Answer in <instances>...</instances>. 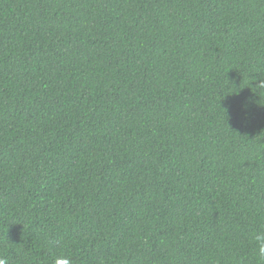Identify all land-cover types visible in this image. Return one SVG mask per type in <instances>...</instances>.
<instances>
[{"label":"trees","instance_id":"obj_1","mask_svg":"<svg viewBox=\"0 0 264 264\" xmlns=\"http://www.w3.org/2000/svg\"><path fill=\"white\" fill-rule=\"evenodd\" d=\"M264 0H0V258L264 264Z\"/></svg>","mask_w":264,"mask_h":264},{"label":"clouds","instance_id":"obj_2","mask_svg":"<svg viewBox=\"0 0 264 264\" xmlns=\"http://www.w3.org/2000/svg\"><path fill=\"white\" fill-rule=\"evenodd\" d=\"M260 87H264V82H261ZM254 239L258 246L259 255L264 257V231H258L254 234ZM0 264H8L4 258H0ZM55 264H72V261L67 256H59L55 259Z\"/></svg>","mask_w":264,"mask_h":264}]
</instances>
